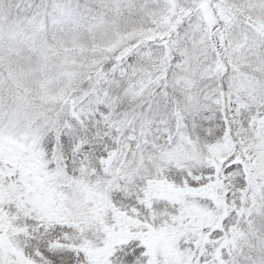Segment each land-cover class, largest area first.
I'll list each match as a JSON object with an SVG mask.
<instances>
[{"label": "snow or ice", "instance_id": "obj_1", "mask_svg": "<svg viewBox=\"0 0 264 264\" xmlns=\"http://www.w3.org/2000/svg\"><path fill=\"white\" fill-rule=\"evenodd\" d=\"M0 264H264V0H0Z\"/></svg>", "mask_w": 264, "mask_h": 264}]
</instances>
